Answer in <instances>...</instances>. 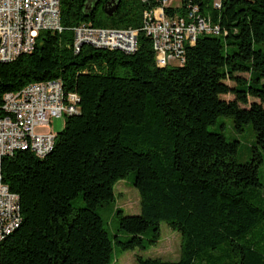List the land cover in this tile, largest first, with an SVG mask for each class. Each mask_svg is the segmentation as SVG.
Returning a JSON list of instances; mask_svg holds the SVG:
<instances>
[{
    "label": "trees",
    "instance_id": "16d2710c",
    "mask_svg": "<svg viewBox=\"0 0 264 264\" xmlns=\"http://www.w3.org/2000/svg\"><path fill=\"white\" fill-rule=\"evenodd\" d=\"M107 1L60 0L64 28L41 29L32 51L0 60V105L7 91L49 78L80 94L79 112L66 115L48 154L3 157L23 218L0 243L1 264H117L114 246L156 244L162 220L181 233L179 258L139 255L138 264H264V0L166 6L184 14L197 4L226 29L199 34L185 62L166 66L143 30L133 52L90 43L75 50V25L140 27L143 11L161 3L121 0L108 14ZM220 114L233 116L238 131L253 124L249 160H237L239 139L209 128ZM131 171L141 212L118 206L128 234L113 238L98 206L115 199L116 182ZM80 195L84 204L75 205Z\"/></svg>",
    "mask_w": 264,
    "mask_h": 264
},
{
    "label": "built area",
    "instance_id": "2783aa9c",
    "mask_svg": "<svg viewBox=\"0 0 264 264\" xmlns=\"http://www.w3.org/2000/svg\"><path fill=\"white\" fill-rule=\"evenodd\" d=\"M173 0L143 11L140 27L99 26L81 22L73 27V46L79 51L84 43L97 47L133 52L138 46V32L151 36L159 66L182 64L187 45L194 44L201 33L226 32L220 23L203 14L197 4H189L185 13H169ZM216 4L220 6V1ZM60 0H0V60L10 61L35 48L41 29L61 31ZM80 94L67 91L61 78L35 80L4 94L0 105V243L22 222L20 194L4 182L2 161L21 149L37 156L48 154L55 145L56 133L37 131L47 126L51 116L79 112ZM1 264V256H0Z\"/></svg>",
    "mask_w": 264,
    "mask_h": 264
},
{
    "label": "rangeland",
    "instance_id": "374dc122",
    "mask_svg": "<svg viewBox=\"0 0 264 264\" xmlns=\"http://www.w3.org/2000/svg\"><path fill=\"white\" fill-rule=\"evenodd\" d=\"M174 3H179L180 0H173ZM243 75L248 76L247 72H242ZM227 82L234 84L231 79ZM223 97L233 98L234 94H222ZM255 97H250V101ZM66 115L51 116L50 122L47 126H37V131H53L57 133L65 124ZM211 130H220L225 133L228 139H239V148L237 152V160L240 162L247 161L252 156V147L256 144V132L253 124L248 123L243 131H238L235 128L234 118L231 115L220 114L216 123L210 124ZM264 155V149H262ZM260 178L264 183V162L260 165ZM134 172L124 178H120L115 186V199L105 202L98 206V211L103 217L104 225L111 237H115L119 233L122 237L128 234L123 229L119 228L115 210L118 206L124 208L125 213H139L141 212V195L139 189L134 185ZM75 205H83L84 199L82 195L73 200ZM150 233H147V237ZM181 254V233L179 230L172 228L165 220L161 221V237L156 244H150L147 248L136 247L133 249L122 250L119 246H114L113 259L117 264H138V256H160L166 259H177Z\"/></svg>",
    "mask_w": 264,
    "mask_h": 264
},
{
    "label": "water",
    "instance_id": "95a60500",
    "mask_svg": "<svg viewBox=\"0 0 264 264\" xmlns=\"http://www.w3.org/2000/svg\"><path fill=\"white\" fill-rule=\"evenodd\" d=\"M121 0H108L105 4V10L108 14L114 13V11L118 8Z\"/></svg>",
    "mask_w": 264,
    "mask_h": 264
}]
</instances>
